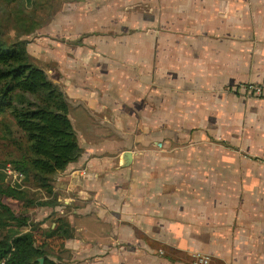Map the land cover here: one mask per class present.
<instances>
[{"label":"crops","instance_id":"obj_1","mask_svg":"<svg viewBox=\"0 0 264 264\" xmlns=\"http://www.w3.org/2000/svg\"><path fill=\"white\" fill-rule=\"evenodd\" d=\"M60 2L27 43L82 149L35 223L48 256L264 264V91L245 92L264 80V0ZM59 218L73 237L46 236Z\"/></svg>","mask_w":264,"mask_h":264},{"label":"trees","instance_id":"obj_2","mask_svg":"<svg viewBox=\"0 0 264 264\" xmlns=\"http://www.w3.org/2000/svg\"><path fill=\"white\" fill-rule=\"evenodd\" d=\"M26 2L33 6L35 1L2 0L0 3V115L11 112L26 142V147L21 145L22 149L27 148V155L14 161V167L23 174L25 183L33 180L40 188L47 189L51 187L50 179L79 160L82 149L69 117L65 92L30 56L28 39H23L47 23L53 13L36 28L35 22H29L33 13L22 11ZM6 178L0 170V231L9 229L0 239V262L5 259L8 264H63L51 259L44 250L45 244L33 233L37 224L31 231L10 230L15 224L21 227L25 223L4 199L22 202L28 191L16 182L9 184ZM44 232L48 237H73L63 218L58 219L54 229Z\"/></svg>","mask_w":264,"mask_h":264},{"label":"rangeland","instance_id":"obj_3","mask_svg":"<svg viewBox=\"0 0 264 264\" xmlns=\"http://www.w3.org/2000/svg\"><path fill=\"white\" fill-rule=\"evenodd\" d=\"M1 1L2 0H0V3ZM34 1L35 2L33 6L30 5L28 2H26L22 11H25L26 14L33 13L34 17L32 20H29V22L30 21L35 22L36 24H34L33 26L38 28L37 25L42 23L43 20L48 17V15L52 13L54 14L60 8L61 2L60 0H34ZM12 7H16V6L12 5ZM38 29H36L34 32H36ZM10 31L12 33V31L14 30H10ZM32 37L33 34L29 36H24L23 39H29V38L31 39ZM22 136L23 133L17 127L15 120L12 118L11 112L7 111L1 114L0 115V170L5 172L7 177L6 178L7 182L12 185L14 183L15 176L14 174L9 175L7 172V168L9 167L8 170L11 169V171H13V169L15 171H19L14 167L15 165L13 162L18 159L21 160L23 155L24 156L27 155V153L25 152L27 148L22 149V145L23 147H26V142L25 139L23 138L24 136L23 137ZM20 186L23 187L22 189H27L28 191L25 200L22 202L20 201L18 202L12 199L5 198L4 202L12 208V210L20 218V221L25 223V225L18 227L15 226L16 225L15 224L10 228V230L14 231L18 229L19 231L22 232L31 231V228H34L35 226L36 220H38L37 223L44 222L45 220H47L46 224H48L50 220H52L50 219V214H49L51 210H49L45 206L51 204L58 205V201H57L58 194H56L55 191L57 184H55L54 179L53 178L50 179L51 187L47 189L40 188V184L33 180H30L29 182L26 183L23 181V183ZM44 204L46 205L44 206ZM8 231L9 229L5 231H0V239L3 237V235L7 234ZM55 247H57V244H55Z\"/></svg>","mask_w":264,"mask_h":264},{"label":"built area","instance_id":"obj_4","mask_svg":"<svg viewBox=\"0 0 264 264\" xmlns=\"http://www.w3.org/2000/svg\"><path fill=\"white\" fill-rule=\"evenodd\" d=\"M263 91H264V80L258 84L249 85L245 89V92L249 95H260V94H262ZM8 168H7L8 174L9 175L14 174V176H15L14 182H16L19 185L22 184L23 183V174L19 171H15L14 169H13V171H11V169L8 170ZM0 264H8V263L4 259L0 262ZM194 264H210V258L207 256L198 255V256H196V258L194 260Z\"/></svg>","mask_w":264,"mask_h":264},{"label":"water","instance_id":"obj_5","mask_svg":"<svg viewBox=\"0 0 264 264\" xmlns=\"http://www.w3.org/2000/svg\"><path fill=\"white\" fill-rule=\"evenodd\" d=\"M40 261H41V262H43V261H44V259H43V258H41V259H40Z\"/></svg>","mask_w":264,"mask_h":264}]
</instances>
